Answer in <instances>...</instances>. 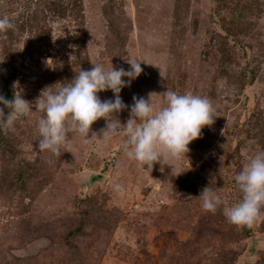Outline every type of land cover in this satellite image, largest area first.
<instances>
[{"label":"rangeland","instance_id":"1","mask_svg":"<svg viewBox=\"0 0 264 264\" xmlns=\"http://www.w3.org/2000/svg\"><path fill=\"white\" fill-rule=\"evenodd\" d=\"M0 17L14 25L0 32L6 99L14 82L34 102L94 63L140 59L125 105L191 91L215 116L186 157L152 169L102 134L104 118L53 156L36 147L42 113L19 116L0 130V264H264V207L250 227L223 214L240 199L234 175L264 149V0H0ZM208 185L215 212L201 208Z\"/></svg>","mask_w":264,"mask_h":264},{"label":"clouds","instance_id":"2","mask_svg":"<svg viewBox=\"0 0 264 264\" xmlns=\"http://www.w3.org/2000/svg\"><path fill=\"white\" fill-rule=\"evenodd\" d=\"M13 27L9 18L0 17V32ZM141 61H127L130 65L127 70L112 64L105 68L101 63H94L89 70L80 69L71 80L59 83L54 91L46 90L49 88L46 87L34 102L24 99L23 90L18 82H14L11 99L0 94V105H3L0 107V130L13 129L19 116L38 110L42 115L37 122L40 139L36 147L39 151L59 156L60 145L68 139L69 133H78L87 140L92 123L104 118L106 128L102 134L119 133L124 138L122 149L125 155L139 168L152 169L155 163L168 165L169 160L186 157L190 142L201 136L204 126L213 123L212 103L208 97L191 91L181 94L167 90L159 109L153 107L150 95L148 99L134 95L133 102L125 105L119 93L141 74ZM106 90L111 91L112 97L101 100L98 93ZM125 108L129 116L122 124L116 114ZM234 185L240 199L234 205L224 207L223 214L237 227H250L264 207V149L247 159L234 175ZM199 196L201 208L206 212H215L221 204V197L209 185L200 191Z\"/></svg>","mask_w":264,"mask_h":264}]
</instances>
